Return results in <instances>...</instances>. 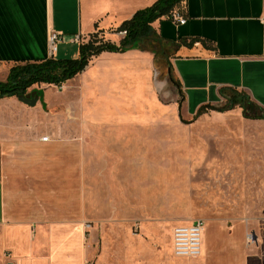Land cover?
Returning <instances> with one entry per match:
<instances>
[{"label":"crops","instance_id":"1","mask_svg":"<svg viewBox=\"0 0 264 264\" xmlns=\"http://www.w3.org/2000/svg\"><path fill=\"white\" fill-rule=\"evenodd\" d=\"M155 1L0 0V80L16 61L50 57L49 30L61 34L62 46L79 47L98 31L119 43L124 34L114 30ZM178 10L185 23L163 17L153 27L181 83V103L174 94L161 99L162 91L172 96L166 63L157 80L155 54L137 48L104 51L61 86L34 85L43 90L34 104L0 98L2 264H199L172 247L174 228L193 220L175 224L169 244L120 237L93 243L91 231L93 207L138 208L139 167L172 149L173 120L192 123L202 106L227 104L232 90L264 110V0H185ZM192 38L198 40L183 43ZM60 51L55 57L63 58ZM48 88L56 90L52 101ZM243 111L211 109L196 119L213 113L264 125ZM236 226L243 246V225ZM210 238L204 231L203 252ZM258 246L249 244L243 264L262 260Z\"/></svg>","mask_w":264,"mask_h":264},{"label":"rangeland","instance_id":"2","mask_svg":"<svg viewBox=\"0 0 264 264\" xmlns=\"http://www.w3.org/2000/svg\"><path fill=\"white\" fill-rule=\"evenodd\" d=\"M59 47V57L78 56L76 44ZM55 94L46 91L51 101ZM172 142L139 167L138 208L91 209L93 243L120 237L169 244L175 224L202 219L211 241L199 264H243L249 244H260L256 252L264 255V125L209 113L189 124L173 120ZM236 225H243V246ZM247 264H264V257Z\"/></svg>","mask_w":264,"mask_h":264},{"label":"trees","instance_id":"3","mask_svg":"<svg viewBox=\"0 0 264 264\" xmlns=\"http://www.w3.org/2000/svg\"><path fill=\"white\" fill-rule=\"evenodd\" d=\"M185 0H157L152 5L137 10L132 17L124 20L114 31H126L119 43L107 40L101 33L95 32L89 40L79 45V56L75 58L48 57L36 61H16L11 66L5 80H0V98L17 96L20 100L34 104L43 95V90L33 88L34 85L48 84L61 86L67 80L82 72L93 57L104 51L125 52L137 48L155 54L156 78L160 79L161 64L167 66V78L172 83L170 94L177 95L176 100L182 102L184 93L181 83L174 77L172 64L169 61L163 38L153 27V22L163 17L170 18L174 10H178ZM196 38L190 41L184 39L183 43L193 44ZM32 88V89H31ZM31 89V90H30ZM165 91L160 93L164 102H170V96H165ZM169 94V93H168ZM240 105L247 118L264 119V110L250 100L249 96L236 90L230 91L228 103L223 106H202L194 119L209 110L226 111ZM193 119V120H194ZM189 122V121H187Z\"/></svg>","mask_w":264,"mask_h":264},{"label":"built area","instance_id":"4","mask_svg":"<svg viewBox=\"0 0 264 264\" xmlns=\"http://www.w3.org/2000/svg\"><path fill=\"white\" fill-rule=\"evenodd\" d=\"M171 19L179 24L186 22V18L179 10L173 11ZM120 33L125 34L126 31H121ZM61 39L62 36L59 32L49 30L47 42L50 57L55 56L58 52ZM74 41L81 42L80 35H75ZM43 139L47 140L48 136L43 137ZM205 229L206 223L202 219H195L189 224L175 227L172 235L173 253L183 257H199L201 255L202 234Z\"/></svg>","mask_w":264,"mask_h":264},{"label":"bare ground","instance_id":"5","mask_svg":"<svg viewBox=\"0 0 264 264\" xmlns=\"http://www.w3.org/2000/svg\"><path fill=\"white\" fill-rule=\"evenodd\" d=\"M203 240H204V232H203V234H202L201 253H202V251H203Z\"/></svg>","mask_w":264,"mask_h":264},{"label":"water","instance_id":"6","mask_svg":"<svg viewBox=\"0 0 264 264\" xmlns=\"http://www.w3.org/2000/svg\"><path fill=\"white\" fill-rule=\"evenodd\" d=\"M158 88H159V89H162V84L158 85Z\"/></svg>","mask_w":264,"mask_h":264}]
</instances>
